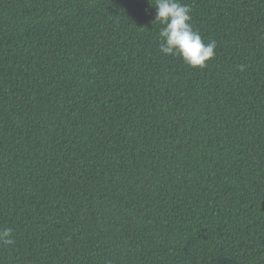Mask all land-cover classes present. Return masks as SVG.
Listing matches in <instances>:
<instances>
[{"label":"trees","instance_id":"trees-1","mask_svg":"<svg viewBox=\"0 0 264 264\" xmlns=\"http://www.w3.org/2000/svg\"><path fill=\"white\" fill-rule=\"evenodd\" d=\"M181 2L203 68L149 0H0V264H264V0Z\"/></svg>","mask_w":264,"mask_h":264},{"label":"clouds","instance_id":"clouds-1","mask_svg":"<svg viewBox=\"0 0 264 264\" xmlns=\"http://www.w3.org/2000/svg\"><path fill=\"white\" fill-rule=\"evenodd\" d=\"M155 8V21L162 25L159 31V49L166 56L182 57L191 67L203 68L216 55L215 40L205 42L191 21V8L181 0H149ZM240 71L245 65L239 66ZM12 228L0 229V244H14Z\"/></svg>","mask_w":264,"mask_h":264}]
</instances>
